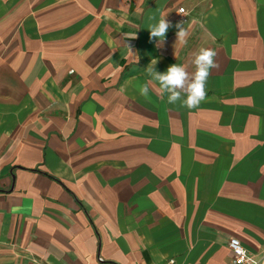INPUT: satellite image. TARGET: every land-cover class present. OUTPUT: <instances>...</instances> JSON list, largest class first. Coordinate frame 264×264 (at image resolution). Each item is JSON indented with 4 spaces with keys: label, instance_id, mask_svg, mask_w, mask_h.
<instances>
[{
    "label": "crops",
    "instance_id": "obj_1",
    "mask_svg": "<svg viewBox=\"0 0 264 264\" xmlns=\"http://www.w3.org/2000/svg\"><path fill=\"white\" fill-rule=\"evenodd\" d=\"M201 47L197 108L139 94ZM232 238L264 264V0H0V264H230Z\"/></svg>",
    "mask_w": 264,
    "mask_h": 264
},
{
    "label": "clouds",
    "instance_id": "obj_2",
    "mask_svg": "<svg viewBox=\"0 0 264 264\" xmlns=\"http://www.w3.org/2000/svg\"><path fill=\"white\" fill-rule=\"evenodd\" d=\"M166 17L165 15H161L157 23L149 26V40L155 41L156 47L161 48L165 43L166 33L170 28L175 27L177 29L176 43L181 46H186L188 43L189 30L184 27V22H177L173 25ZM128 49L130 53H133L130 46H128ZM215 56L216 52L214 50L201 47L194 55L192 61L195 67L194 72H189L185 66L176 63L170 65L165 72H158L155 68L157 60L153 59L145 68L146 74L151 80L149 83H145L138 87L139 94L148 98L149 84L155 81L159 85L158 94L160 97L163 98L165 94H167L168 104L174 105L180 101L182 106L188 109L197 108L206 98L207 93L205 86L210 75V70L218 67L214 60ZM134 79L135 78H132V80ZM132 80L127 81V83L132 84ZM234 243L236 242L234 241ZM237 251L240 250L237 249Z\"/></svg>",
    "mask_w": 264,
    "mask_h": 264
},
{
    "label": "built area",
    "instance_id": "obj_3",
    "mask_svg": "<svg viewBox=\"0 0 264 264\" xmlns=\"http://www.w3.org/2000/svg\"><path fill=\"white\" fill-rule=\"evenodd\" d=\"M179 12L182 16H184L186 13L184 8H181ZM234 241L236 243H234ZM229 248L232 253V261L230 264H257V262L254 261L250 256V253L247 248L239 239H230ZM237 249H239L240 251H237ZM166 264H178V262L175 258H172L169 259Z\"/></svg>",
    "mask_w": 264,
    "mask_h": 264
}]
</instances>
